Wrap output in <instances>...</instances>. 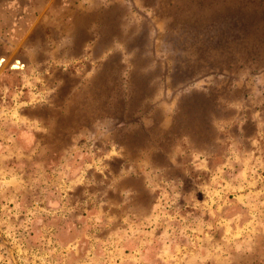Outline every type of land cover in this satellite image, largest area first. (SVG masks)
<instances>
[{
  "label": "rangeland",
  "instance_id": "374dc122",
  "mask_svg": "<svg viewBox=\"0 0 264 264\" xmlns=\"http://www.w3.org/2000/svg\"><path fill=\"white\" fill-rule=\"evenodd\" d=\"M241 1L0 0V264H264L263 118L215 156L188 142L156 168L107 116L112 69L145 72L191 20L243 22L263 61L264 18ZM248 85L260 99L264 70Z\"/></svg>",
  "mask_w": 264,
  "mask_h": 264
},
{
  "label": "trees",
  "instance_id": "16d2710c",
  "mask_svg": "<svg viewBox=\"0 0 264 264\" xmlns=\"http://www.w3.org/2000/svg\"><path fill=\"white\" fill-rule=\"evenodd\" d=\"M235 5L264 18V0H243ZM201 19L191 20L196 25L194 33L180 28L188 33L178 37L182 44L169 53L156 51L149 58L144 54L140 64L145 72L135 65H122L114 67L109 76V129L122 136L124 144L134 140L136 148L150 147L156 168L165 165L163 158L179 159L178 145L190 142L210 156L215 153L211 149H217L228 136L245 139L258 134L259 120L264 119V92L259 99L248 85L254 73L264 70V60L252 56L251 32L244 30L243 22L218 19L204 25ZM122 21L127 19L117 21L119 28ZM221 39L222 45L213 49ZM152 77L157 79L156 86ZM167 114L170 124L164 126ZM226 119H231L235 134L229 128L220 131L222 126L228 127L223 122ZM132 132V137L125 136ZM124 160L122 156L106 160L107 172L113 175L116 169L111 166L122 167Z\"/></svg>",
  "mask_w": 264,
  "mask_h": 264
},
{
  "label": "water",
  "instance_id": "95a60500",
  "mask_svg": "<svg viewBox=\"0 0 264 264\" xmlns=\"http://www.w3.org/2000/svg\"><path fill=\"white\" fill-rule=\"evenodd\" d=\"M3 60H4V58H2V59L0 60V64H1V62H2ZM17 62H19V63H17ZM11 67H12V68L24 67V64L21 63L20 60L17 59L16 62L13 63V64L11 65Z\"/></svg>",
  "mask_w": 264,
  "mask_h": 264
},
{
  "label": "bare ground",
  "instance_id": "6f19581e",
  "mask_svg": "<svg viewBox=\"0 0 264 264\" xmlns=\"http://www.w3.org/2000/svg\"><path fill=\"white\" fill-rule=\"evenodd\" d=\"M17 63H19V62H17Z\"/></svg>",
  "mask_w": 264,
  "mask_h": 264
}]
</instances>
